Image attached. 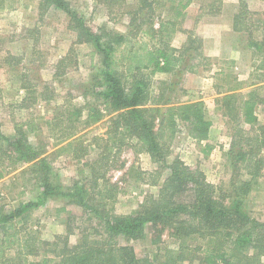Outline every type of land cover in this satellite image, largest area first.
Listing matches in <instances>:
<instances>
[{"label":"rangeland","instance_id":"374dc122","mask_svg":"<svg viewBox=\"0 0 264 264\" xmlns=\"http://www.w3.org/2000/svg\"><path fill=\"white\" fill-rule=\"evenodd\" d=\"M68 1L94 30L105 27L127 32L129 29V17L125 13L108 15L106 8L94 0ZM42 2L5 0L0 9L2 131L10 136L19 126L27 131L29 141L45 151L41 157H46L50 178L61 192L71 191L78 181H88L90 165L86 163L100 159L96 167L102 169L108 165L107 178L117 186L112 204L115 211L129 213L147 195L158 194L160 185L152 184L157 177V173L152 174L157 164L137 144L136 137L123 138V133L114 132L111 117L115 112L97 123H84L89 104L107 108L103 96L96 93L102 87L98 54L91 44L77 41V32L67 13L50 8L42 14ZM134 2L126 0L124 9H131ZM178 26L172 44L180 48L191 35L201 41L198 51L202 56L195 59L186 54L187 66L195 63L194 70L184 67L155 74L152 89L157 91L163 82V87L171 85L165 91L168 96L165 100L181 103L202 100L212 126L209 138L199 144L190 136L187 125L180 122L182 130L173 140L168 161L179 157L193 169H201L219 191L233 193V182L250 179L248 171L255 169L252 158L245 163L236 160L234 154L258 147L257 136L264 135V127L258 129V125L252 127L242 121L241 109L242 102L254 91L255 97L262 101L256 112L259 124L264 125V0H195ZM251 43H263V46ZM65 56V65H58ZM24 82L35 84L37 91L36 102L29 98L28 107H20L28 95L21 86ZM229 88L236 89L228 92ZM42 92L51 98L41 99ZM226 94L231 97L221 101ZM77 108H82L81 117L76 114ZM71 132L75 136L68 141H73V146L58 154L59 145L55 143ZM123 141L125 144L119 149ZM207 143L213 149L205 155L202 147ZM259 155L264 158V145ZM34 162L12 166L0 179V209L11 211L21 202L39 198L41 173L38 167L36 172L31 169ZM246 198L251 216L264 221V162L259 175L252 178ZM93 216L65 195H54L44 205L28 211L26 231L32 229L30 236L37 235L38 240L46 241H54L56 236H65L71 231L69 243L74 245L82 237V228H87L90 240L100 241L106 233ZM155 230L148 229L142 239L120 238V241L132 245L139 257L149 256L152 260L158 257L162 262L166 259L163 248L176 245L168 230ZM41 247L46 249L45 245ZM199 262L200 259H195V263ZM178 264H189V261Z\"/></svg>","mask_w":264,"mask_h":264},{"label":"trees","instance_id":"16d2710c","mask_svg":"<svg viewBox=\"0 0 264 264\" xmlns=\"http://www.w3.org/2000/svg\"><path fill=\"white\" fill-rule=\"evenodd\" d=\"M4 1L0 0V9ZM94 1L103 5L108 15L125 13L129 17L128 31L117 32L105 27L94 30L68 0H43L41 13L50 8L64 11L77 32V41L95 48L102 84L96 93L103 96L107 108L89 104L84 123H97L115 112L111 117L114 132L123 133V138L136 137L137 144L157 164L158 168L152 172L157 173V177L152 184L160 185L159 192L147 195L137 209L117 213L112 205L117 186L107 178L108 165L102 169L96 167L100 159L86 163L90 165L88 181H78L71 191L61 192L50 178L46 157H41L45 151L29 141L23 127H16V133L10 136L2 131L0 124V179L14 168L12 166L36 161L31 169L36 172L38 167L42 188L38 199L21 202L11 211L0 209V264H178L183 260H188L189 264H264V221L251 216L246 198L252 178L259 175L264 162L259 155L264 135L258 134V147L234 154L236 160L245 163L252 158L255 169L248 171L250 179L233 182V193L219 191L201 169H193L179 157L168 161L173 140L182 130L180 122L187 125L190 136L199 144L209 138L212 126L202 100L183 103L165 100L168 97L165 91L171 85L163 87V82L157 91L152 89L155 74L184 67L194 70L196 64L187 66L186 54L195 59L202 56L198 51L201 41L191 35L180 48L172 44L181 18L195 0H135L131 9H124L126 0ZM251 45L262 47L263 43ZM66 59L67 56L60 59L58 65H65ZM21 86L28 95L20 107H28L29 98L36 102L35 84L24 82ZM235 89L229 88L228 92ZM224 96L221 101L231 97ZM50 98L47 93H41V99ZM260 102L252 91L241 104L242 121L252 127L258 125V129L264 127L259 124L256 112ZM81 113L82 108H77L78 117ZM74 136L75 132H71L61 137L55 143L59 145L56 152L68 151L73 146V141L68 140ZM124 144L123 141L119 149ZM212 149L207 143L202 152L208 155ZM54 195H65L94 214L106 237L91 241L87 228H82V237L74 245L69 243L71 231L65 236H56L54 241L30 236L34 230L26 231L28 211L44 205L47 198ZM151 227L156 232L168 230L174 238L172 242L176 246L163 248L166 259L162 262L158 255L154 260L149 256L139 257L132 245L120 241V238L142 239ZM41 245L46 249L42 250ZM195 259L200 262L195 263Z\"/></svg>","mask_w":264,"mask_h":264}]
</instances>
